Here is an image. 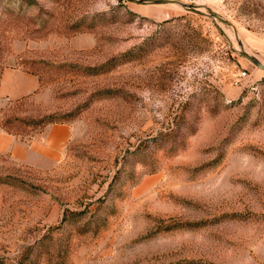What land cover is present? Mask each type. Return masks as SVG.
Listing matches in <instances>:
<instances>
[{
  "label": "rangeland",
  "instance_id": "obj_1",
  "mask_svg": "<svg viewBox=\"0 0 264 264\" xmlns=\"http://www.w3.org/2000/svg\"><path fill=\"white\" fill-rule=\"evenodd\" d=\"M0 0V100L59 159L0 154V264H264V0Z\"/></svg>",
  "mask_w": 264,
  "mask_h": 264
},
{
  "label": "crops",
  "instance_id": "obj_2",
  "mask_svg": "<svg viewBox=\"0 0 264 264\" xmlns=\"http://www.w3.org/2000/svg\"><path fill=\"white\" fill-rule=\"evenodd\" d=\"M39 89L40 80L36 74L12 68L4 69L0 74L2 101L31 98ZM68 137L69 128L62 124L46 126L28 142L0 128V154L33 166L51 165L59 159Z\"/></svg>",
  "mask_w": 264,
  "mask_h": 264
},
{
  "label": "water",
  "instance_id": "obj_3",
  "mask_svg": "<svg viewBox=\"0 0 264 264\" xmlns=\"http://www.w3.org/2000/svg\"><path fill=\"white\" fill-rule=\"evenodd\" d=\"M129 2L135 3V4H143V5H164V4H176L182 8H184L187 11H191L193 13L199 14V15H203V16H210L213 17L215 19H219L220 21L229 24L227 21L223 20L220 16H218L216 13L214 12H209L207 14L201 12L199 10V8L195 5H187L184 3H181L179 1H175V0H127ZM241 55L246 58L247 60H249L250 62H252L253 64H255L257 67L261 68L264 70V65L261 64L255 57H252L250 55H248L245 52H241Z\"/></svg>",
  "mask_w": 264,
  "mask_h": 264
}]
</instances>
